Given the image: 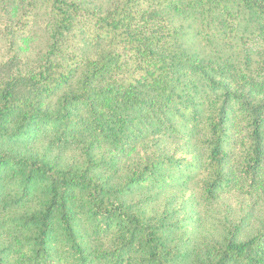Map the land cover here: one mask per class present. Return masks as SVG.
I'll use <instances>...</instances> for the list:
<instances>
[{
  "label": "trees",
  "instance_id": "obj_1",
  "mask_svg": "<svg viewBox=\"0 0 264 264\" xmlns=\"http://www.w3.org/2000/svg\"><path fill=\"white\" fill-rule=\"evenodd\" d=\"M38 7L46 48L0 79V264H264V0H0L12 49ZM157 137L175 152L159 140L119 167ZM189 192L248 209L202 243Z\"/></svg>",
  "mask_w": 264,
  "mask_h": 264
},
{
  "label": "rangeland",
  "instance_id": "obj_2",
  "mask_svg": "<svg viewBox=\"0 0 264 264\" xmlns=\"http://www.w3.org/2000/svg\"><path fill=\"white\" fill-rule=\"evenodd\" d=\"M89 5H95L102 8L103 11H108L113 7L120 4L121 0H80ZM51 19V15L45 9L38 7L30 27V33L27 35L16 36L17 45L12 49L11 42L6 37H0V79L6 78L9 74L15 70L12 65L13 55L16 54L19 58L16 61L19 63L17 67L23 65L24 69H27L29 66L32 67L36 62L39 61V57L41 52L46 48V44L49 40V32L46 31V25L49 24ZM174 23L183 24L184 25V34H187L184 38V47L191 50V52H196L201 56L212 54L211 50L207 48L199 38L193 33L195 27L188 22H184L183 20L174 19ZM14 46V45H13ZM10 66V67H9ZM156 141L153 142V138L145 141L144 143L138 144L135 148H131L124 152H121L119 157V167L123 169V167H127L130 165L133 160L137 158L139 153L145 146H150V144L155 143L159 140H163V143L160 144L161 149L175 152L176 146L169 142L166 138L157 137ZM166 148H164V146ZM157 146V145H156ZM194 192H189L186 194V199L189 197V204L193 207L196 205V211L199 213L198 223L194 225L195 215H193L192 219V227L190 229L185 228L193 234L198 241L202 238V243L207 241H212L213 239L218 238L219 236V228L220 221L224 222V218H230L233 224H236L239 221L240 212H245L248 207L246 205L245 199H240L235 197L234 195L223 196L222 199L217 202L219 208L215 209L212 207H206L204 205L197 206L193 197ZM181 194H176L175 190L172 192L170 190L164 192L161 197V201L169 203L171 200H176L177 202L178 196ZM148 197L150 200L154 199V194L149 190L137 191L134 200H141L142 198ZM245 201V202H244ZM177 204H181V201L178 200ZM178 206V205H175ZM260 207V206H259ZM261 208V207H260ZM181 209V207H178ZM259 212L256 213L258 215ZM181 220L184 218L183 214H180L179 217ZM216 223V225H215ZM215 225V226H214ZM251 227L245 230V233L241 236L242 239H246L250 234Z\"/></svg>",
  "mask_w": 264,
  "mask_h": 264
}]
</instances>
